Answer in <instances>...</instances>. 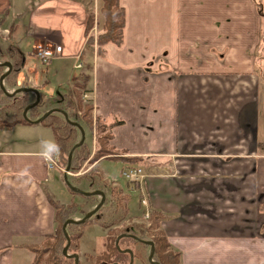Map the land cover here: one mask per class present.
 Wrapping results in <instances>:
<instances>
[{
	"label": "crops",
	"instance_id": "obj_1",
	"mask_svg": "<svg viewBox=\"0 0 264 264\" xmlns=\"http://www.w3.org/2000/svg\"><path fill=\"white\" fill-rule=\"evenodd\" d=\"M119 5L123 42L106 44L103 56L91 51L83 98L102 121L122 122L112 126L110 145L118 159L141 161L139 196L160 217L180 264H264V0ZM89 17L85 0H0L1 51L17 50L22 74L38 87L51 82L47 69L29 68L35 45L61 46L53 78L67 87L78 76L63 65L75 61L77 69L90 52ZM40 130L12 140L0 131V264H33L29 247L55 233L57 169L40 156L41 141L55 139ZM103 160L119 161L96 164ZM83 225L71 226V236ZM84 234L79 247L106 248V231L88 240ZM120 243L123 250L133 245Z\"/></svg>",
	"mask_w": 264,
	"mask_h": 264
},
{
	"label": "rangeland",
	"instance_id": "obj_2",
	"mask_svg": "<svg viewBox=\"0 0 264 264\" xmlns=\"http://www.w3.org/2000/svg\"><path fill=\"white\" fill-rule=\"evenodd\" d=\"M87 2L89 12H90V17L93 18V23L91 25V28L88 30L87 33V39H93L94 43V48L97 47V39L98 37L103 33L104 29V19L100 15V7H101V1L99 0L98 2L95 3V1H89L85 0ZM38 45H43L44 47H49L52 48L54 46L50 45H45L44 43L37 44ZM35 49V47H34ZM33 49V50H34ZM90 52L91 50L88 49ZM4 51H1L0 47V58H2L1 61L4 62H10L13 66L12 73L14 71V66L16 64L17 57L15 54H11L10 51L4 47ZM86 52V56L83 60L77 61V69H74V62L73 61H68V65H63V67H69V71L71 72L72 75H77L78 78L73 81L72 83L69 84V86L65 87H57L56 82H58V79L53 78V71L54 69L61 68L62 64L58 63V61H50L52 65H48L49 63H45L36 57H34L31 54L30 61L28 63L29 68H33L35 65H39L43 67V70L47 69L49 76V81L51 82L50 84L46 85L42 84L39 85L38 87L33 86L32 83H29V77L26 74H22V69L20 70L19 74L17 75L16 79L12 78L13 74L11 77L8 78V81L5 83L4 87L6 89V92L12 93L13 91H17L19 88H32L41 91L40 96H39V104L37 105V108H32L31 110L37 114V118L41 117L43 114L51 111V110H60L66 112L68 114V117L70 120H72L74 123H78L81 125V127L85 130V141L83 145L79 148L76 149L74 152V155L76 154L78 156V163L76 166L70 167L69 172L66 171V168H61L60 167V157L58 156V166L59 169H57V179L55 178V187L54 188V193L56 196L55 197V202L58 203L60 206H69L73 205L78 208V211L71 216L69 219H74V220H79L82 219L83 216L89 212L91 209H93L97 203L96 198L92 197H86L83 196L82 194L75 193L68 189L64 183V176L66 175L68 178V181H70L71 184H73L75 187H78V189L83 190V191H88L90 193L94 191H102L106 194H108L109 200L108 203H113L115 207V211L112 212L111 214H106L105 209H101L98 214L91 218L90 220L86 221L83 226L80 228L81 234L83 232L85 233V239L88 240L91 235L93 236L94 234L99 235L100 233L107 232L110 237L109 239H113L117 235H120L121 233H127L129 232H134L136 229L139 231V233L143 236L145 239H152V235L155 234V230L157 228L156 223L154 220H152L151 215L148 219L144 218V212L142 213V206H141V198L139 196V191L135 189L133 185H131L123 176H122V171L125 168V165H123L122 162L120 161H108V160H103L99 164H94L91 165V162L89 163V157H91L95 151V148L98 149V144L95 143V135L99 139L100 137H103L101 139V143L104 146L103 149H106L110 151L109 146L107 147V141L106 136H109L107 133L103 132V134L100 133L101 129L100 123H96V119L98 118L95 114V108L94 104L90 101V99L83 98V95L87 92H80L77 89H74L75 91V97L81 95L82 98L80 102V106L78 107V104L74 98V93L71 94V88L75 85H82L85 80H90L91 78V59L89 58V55L92 54V52ZM23 56H25L23 54ZM24 58V57H23ZM82 64V65H81ZM48 65V66H47ZM80 66V67H79ZM5 68H0V77L2 74L5 73ZM55 83V84H54ZM60 84V83H58ZM87 87V86H86ZM36 94L34 93V96L32 93H19L16 96H7L4 94V91L0 89V111L5 110L4 105H13L16 102L22 101V103L27 107L32 101H36ZM72 99L71 104H68V101ZM90 112V115L92 116V119L94 120V130L93 134L88 132L85 128L84 125L85 123L82 121L83 114L85 111ZM56 112V111H55ZM52 117H56L61 120V122L66 125L69 123L66 121V119H62L61 117L57 115H51ZM49 116V117H51ZM29 117L32 119L31 115L29 114ZM48 117V118H49ZM46 118L45 120H47ZM100 119V118H99ZM44 120V121H45ZM101 120V119H100ZM42 121V122H44ZM101 123H106L101 120ZM52 129L50 127L44 126L42 123L39 125H32V124H23V125H17L14 130L11 131V129H5V130H0V131H7L2 136H4L7 139H21V138H31L34 135H36V131L40 129ZM75 141L73 144V147L79 142L81 139V135H79L78 129L75 128ZM41 131V130H40ZM97 131V132H96ZM51 134L53 133L49 131ZM99 143V145L101 144ZM100 147V146H99ZM111 155L118 158L119 156H122L119 154L117 151H110ZM73 155V157H74ZM88 157V158H87ZM82 158H87L84 163H82L81 159ZM103 158H108V157H103ZM102 158V159H103ZM122 158V157H120ZM136 166H141V164L136 165ZM56 174V173H55ZM54 174V175H55ZM128 184V185H127ZM127 193V196L124 194ZM140 197V198H139ZM111 201V202H110ZM109 205V204H108ZM97 224V227L95 231H92L94 229H90L86 226H89L91 224ZM102 225V226H101ZM142 226V230L138 227ZM86 227V228H84ZM71 226L68 227L67 233L69 235V239L73 236L79 233L78 229L74 233H72L71 236V231L74 230ZM78 228V227H76ZM75 228V230H76ZM88 228V229H87ZM85 229V230H84ZM146 230V232H144ZM92 233V234H91ZM141 236V237H142ZM108 238L106 239V243L109 240ZM105 241V240H104ZM43 242V241H42ZM42 242L39 244L41 245ZM50 244V243H49ZM126 244V243H125ZM124 243L123 245H120V248L123 250L124 247L126 246ZM38 245V246H39ZM66 242L63 244V248L65 247ZM76 244L71 242L69 243V254L70 255H77L79 258V264H90L91 261L89 260L90 258H97L100 256L101 253L104 252L102 250V245H98L97 247H79L77 244V249H75ZM128 247V246H127ZM135 250V258L133 264H148L147 263V256L149 254V251L143 250L141 247L134 248ZM119 251V250H118ZM120 252V251H119ZM173 253H177L176 251L172 250ZM121 253V252H120ZM122 254V253H121ZM124 255V254H123ZM127 255V254H125ZM48 257V256H47ZM128 257V258H127ZM126 261L124 259V262L120 264H129V255L125 257ZM46 259V257H45ZM181 263V262H180ZM59 264H75L74 259H69L66 257H61L60 263Z\"/></svg>",
	"mask_w": 264,
	"mask_h": 264
},
{
	"label": "trees",
	"instance_id": "obj_3",
	"mask_svg": "<svg viewBox=\"0 0 264 264\" xmlns=\"http://www.w3.org/2000/svg\"><path fill=\"white\" fill-rule=\"evenodd\" d=\"M101 1V7H100V15L104 19V29L103 33L98 37L97 39V47L94 48L93 39H87L86 43V49H90L92 52H95L98 56L104 55V46L108 43H114L116 45H121L123 42V31L125 27V11L122 7L119 5V0H100ZM260 7V6H259ZM260 12L261 9H259ZM263 15V13H262ZM93 23V18L89 17L88 24H87V32L91 28V25ZM10 53L13 55L15 54L17 57L15 68L13 71L12 78L16 79L17 75L19 74L20 70L23 68L22 63V56L20 53L15 50L14 48L9 49ZM7 76V73L5 74V77ZM87 82L88 80H85V82L82 85H75L71 88V94L74 93V98L78 104V107L80 106V100L79 98H82V94L75 97V90H79L81 93L87 91ZM15 95V93L13 94ZM11 96V95H10ZM80 101V102H79ZM72 99L68 101V104H71ZM31 104V103H30ZM5 110L0 111V130L5 129H13L17 125H25L30 124L27 122V120L24 118L23 113L26 109V106L22 103V101H18L14 103L13 105H4ZM33 110V109H32ZM32 110L28 112L31 115L32 119L37 118V114L34 113ZM90 112L88 110L85 111L82 117V121L85 123L84 128L93 134L94 130V120L92 119V116L90 115ZM55 115L61 117L62 119H65V114L61 113L59 111H56L54 113ZM100 123V133L103 134V132L107 133L109 136H106L107 141V147L109 146L110 151L114 152V148L110 145V141L112 138L111 135V128L114 125H121V121H115L112 124L107 123H101V120L99 118L96 119V123ZM44 126H48L52 129L54 134L55 142L59 144L60 146V167L66 168L68 165V157L71 149L73 148V144L75 141V127L72 125H64L60 119L56 117H49L47 120L42 122ZM79 131V130H78ZM95 131V130H94ZM97 132V131H96ZM79 135H81L79 131ZM95 143L98 144V149L95 148L94 154L91 157H87L89 160V163L91 162V165L96 164L99 160H101L103 157L113 158L115 160H119L122 163H124L125 166L130 167H138L136 165H140V160L135 159H128V158H116L111 155V152L103 149L104 146L101 143V139L103 137H100L99 139L95 135ZM99 143H101L99 145ZM100 146V147H99ZM87 158H82L81 161L84 163V161ZM78 163V156L75 154L72 162L71 167L76 166ZM123 172V171H122ZM51 203L54 205L56 209L55 213V222H56V229L54 235L51 237H47L43 240L41 245L37 246H31L29 247L30 250L33 251L35 254V259L33 264H59L61 257H63V244L66 242V237L63 232V226L65 222L71 218L72 215H74L78 208L69 205V206H60L58 203H56L53 199H50ZM106 214H111L115 211L114 204L112 203L108 208L105 209ZM151 218L156 223V232L152 235L151 241L155 245V259L159 264H180V255L178 253H173L172 248L170 244L168 243L166 237L164 236L163 232L160 229V217L156 215L155 213H151ZM142 230V226L138 227ZM144 229V228H143ZM146 232V230H144ZM122 234V233H121ZM119 235L114 237L113 239H109L106 244V248L103 253L100 254L97 258H90L91 261L90 264H114V263H122L124 262V259L126 261V256L121 254L118 249L116 248L115 242ZM81 237V232L77 234V236H72L70 238L72 244L75 243V249H77L78 240ZM50 243V244H49ZM121 245V243L119 242ZM48 256V257H47ZM46 257V259H45ZM128 258V257H127ZM130 261V258H129Z\"/></svg>",
	"mask_w": 264,
	"mask_h": 264
},
{
	"label": "water",
	"instance_id": "obj_4",
	"mask_svg": "<svg viewBox=\"0 0 264 264\" xmlns=\"http://www.w3.org/2000/svg\"><path fill=\"white\" fill-rule=\"evenodd\" d=\"M0 68H6L8 71H7V76L5 77V75H2L0 77V89L4 91V94L7 95V96H10L7 94L6 92V89L4 87L5 83L8 81V78L11 73H12V70H13V66L10 62H5L4 65H1L0 64ZM35 93L37 98H36V101L33 103V104H29L24 113H23V116L24 118L27 120V122H29L30 124L32 125H39L42 123V121H44L46 118H48L49 116L51 115H54L55 111H59L61 113H64L65 114V119L66 121L72 125L73 127H75L76 129H78L81 133V139L79 140V142L75 145V147H73L69 153V157H68V165L66 167V171L69 172L70 170V167H71V162H72V159H73V155H74V152L76 149H79L84 141H85V130L81 127L80 124L78 123H74L72 120L69 119L68 117V114H66V112L64 111H60V110H51L45 114H43L41 117H39L37 120H31L29 117H28V112L36 107L38 104H39V96H40V93L38 90L36 89H32V88H19L16 92H15V95H11V96H16L17 94L19 93ZM64 183L65 185L68 187V189H70L71 191L75 192V193H79V194H82L83 196H86V197H92V198H96L99 200V203L93 208L91 209L87 214H85L83 216L82 219H79L78 221L74 220V219H68L64 226H63V232H64V235L66 237V245L63 249V256L66 257V258H69V259H74V262L75 264H79V258L77 255H74L73 257H71L68 252H69V243H70V239H69V235L67 233V229L69 226H79V225H82L84 224L86 221L90 220L91 218H93L94 216L97 215V213L102 209L104 203H105V200H106V197L104 195V193L102 191H94L92 193L88 192V191H83V190H80L78 188H76L75 186H73L70 181H68V178L67 176L65 175L64 176ZM122 238H131L133 239L134 241H137L139 243H142L146 246H149L151 248V252H150V255H149V263L150 264H158V263H154V256H155V245L152 241H143V240H140L138 239L136 236L132 235V234H128V233H124L120 236H118V238L116 239V242H115V245H116V248L122 253V254H127L129 255L130 257V263L129 264H133L134 262V258H135V253L132 249L128 248V249H125V250H122L119 246V242ZM114 264H118V263H114Z\"/></svg>",
	"mask_w": 264,
	"mask_h": 264
},
{
	"label": "built area",
	"instance_id": "obj_5",
	"mask_svg": "<svg viewBox=\"0 0 264 264\" xmlns=\"http://www.w3.org/2000/svg\"><path fill=\"white\" fill-rule=\"evenodd\" d=\"M63 54V48L59 45H56L52 48L49 47H44L43 45H38L35 46V49L32 51V55L34 57H36L37 59L45 62V63H49L50 61H52L53 59L57 58V57H61ZM80 67V66H79ZM4 75V74H3ZM37 108V107H34ZM47 164V168L50 171H54L56 169H59L58 166V157L54 158V162H48L46 161ZM168 172V171H167ZM122 176L131 184L135 187V189L137 191H143V187H144V180L146 178V174L144 172V170L140 167H130L125 169L122 172ZM105 195V193H104ZM141 206L142 208L145 209L144 212V218L148 219L150 217V212L148 211L149 209V200L145 195L141 196ZM110 198L107 195V199L105 200L106 203L105 205L107 206L109 203ZM149 255L150 252L147 256V263H148V259H149ZM72 256V255H70Z\"/></svg>",
	"mask_w": 264,
	"mask_h": 264
},
{
	"label": "clouds",
	"instance_id": "obj_6",
	"mask_svg": "<svg viewBox=\"0 0 264 264\" xmlns=\"http://www.w3.org/2000/svg\"><path fill=\"white\" fill-rule=\"evenodd\" d=\"M40 156L48 162H54V158L60 154V146L54 140H42Z\"/></svg>",
	"mask_w": 264,
	"mask_h": 264
},
{
	"label": "flooded vegetation",
	"instance_id": "obj_7",
	"mask_svg": "<svg viewBox=\"0 0 264 264\" xmlns=\"http://www.w3.org/2000/svg\"><path fill=\"white\" fill-rule=\"evenodd\" d=\"M107 195L108 194H106L105 193V197H106V199H107ZM109 197V196H108ZM111 200V199H110ZM111 202V201H110ZM105 203H106V201H105ZM105 203H104V205H105ZM109 205H111V203H109ZM128 234H132V235H134V236H136L138 239H140V240H143V241H151L150 239H145V238H143V236L139 233V231H137L136 229L134 230V232H127ZM142 236V237H141ZM128 239H130V240H132V243H133V245L132 246H130V247H127V249L128 248H130V249H132L133 251H134V253H136L135 252V250H134V248H137V246L138 247H141L143 250H147V252L149 251L150 252V247L149 246H146V245H144V244H142V243H139V242H137V241H134L133 239H131V238H128ZM154 263H158L157 261H156V259H155V256H154ZM118 264H120V263H118ZM148 264H150L149 263V261H148ZM159 264V263H158Z\"/></svg>",
	"mask_w": 264,
	"mask_h": 264
},
{
	"label": "bare ground",
	"instance_id": "obj_8",
	"mask_svg": "<svg viewBox=\"0 0 264 264\" xmlns=\"http://www.w3.org/2000/svg\"><path fill=\"white\" fill-rule=\"evenodd\" d=\"M2 65H4V64L2 63ZM14 93H15V91L12 92V93H9V92L7 91V94H8V95H13Z\"/></svg>",
	"mask_w": 264,
	"mask_h": 264
}]
</instances>
